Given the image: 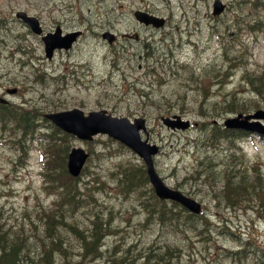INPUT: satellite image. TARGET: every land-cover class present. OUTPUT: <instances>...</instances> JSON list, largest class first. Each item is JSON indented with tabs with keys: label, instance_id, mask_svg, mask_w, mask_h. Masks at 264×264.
I'll return each mask as SVG.
<instances>
[{
	"label": "rangeland",
	"instance_id": "374dc122",
	"mask_svg": "<svg viewBox=\"0 0 264 264\" xmlns=\"http://www.w3.org/2000/svg\"><path fill=\"white\" fill-rule=\"evenodd\" d=\"M225 1L229 7L218 17L212 15L213 0H0V20H6L0 24V94L8 86H19L18 95L6 94V97L15 102L27 100L28 107L39 112L78 106L86 111L106 108L116 115L150 118V139L162 146L155 159L159 173L167 184L204 203V219L207 220L200 224L203 234L190 231L189 237H185L189 241L184 242L186 254L181 258L182 264H264V137L248 132L240 138H222L217 144L208 145L209 138L204 131L208 132L210 125L200 126L212 118L200 114L198 104L201 100L206 103L224 101L225 94L231 92L243 96L248 91L243 84L245 75L264 67V0ZM137 8L153 9V13L166 16L167 25L157 29L140 23L133 15ZM20 9L39 16L47 28L52 27L56 18L66 28L81 25L88 32L74 51L68 55L58 53L49 61L44 55L42 40L28 33V28L16 18V11ZM105 30L119 36L115 44L102 38ZM134 32L139 34V40L128 36ZM21 46L26 49L24 60L33 57V63L20 60L22 54L17 53L20 49L16 48ZM46 65L48 71L57 74V79L49 78L47 73L42 77L38 75ZM190 70L194 71L196 80L200 77L196 85L199 90L194 87L195 79L188 80ZM215 74L219 75L216 78L219 82L213 85ZM178 89L185 95L180 103L175 99ZM147 92L161 97L170 94L172 105L166 101L151 104L144 95ZM205 93L207 97H203ZM160 111L180 113L192 121H199V125L173 132L160 122ZM232 114L234 112H223L214 118L223 121ZM39 121L45 124L42 117ZM50 130L42 127L36 136L29 137L27 153L20 155V158L26 156L23 164L17 161L12 141L0 131V215L6 219L0 218L3 233L16 219L25 223L33 220L30 224L34 232L39 228L40 235L46 233L44 211L57 206L54 202L57 193L48 191H52V185L46 187L48 180L43 178L42 153L46 142L42 134ZM74 145L93 149L80 182L92 184L90 189L95 202L73 209L65 205L70 210L69 216L74 217L71 220L84 222L80 224L83 237L89 238L86 236L90 232L85 230L92 229L91 215L96 216L101 210L103 219H110L109 229L118 232L105 236L106 244L117 245L118 249L128 245L138 248L137 252L144 247L153 248L148 244L155 237L159 239L163 231L179 241L180 235L175 234L177 228L152 222L147 214L144 202L150 209L157 205L151 196L150 183L145 184V190L125 188L128 177L122 175L121 169L142 165L138 154L101 134L91 141L73 137L69 149ZM199 154L225 159L229 168L235 164L234 154L237 168L241 165V169L248 170L251 175H262L263 193L253 197L246 208L219 207L201 180L194 178L198 176L197 169L203 167ZM88 193L87 190L85 196L90 199ZM41 205L45 208L38 207ZM103 219L99 217L98 221ZM55 224L59 230L64 227ZM23 229L29 232L32 225ZM34 232L29 246L39 253L33 258L34 252L27 256L22 249L25 239L19 236L18 230L14 232L21 240L17 242L21 245L20 262L52 264L53 261L43 263L45 249L35 239ZM72 235L76 236L74 231L71 235H61L70 256H60L57 264L66 261L106 263L103 258L94 260L82 256L81 237ZM120 239L128 240L122 243L117 241ZM131 255L132 259L136 258L134 251Z\"/></svg>",
	"mask_w": 264,
	"mask_h": 264
},
{
	"label": "trees",
	"instance_id": "16d2710c",
	"mask_svg": "<svg viewBox=\"0 0 264 264\" xmlns=\"http://www.w3.org/2000/svg\"><path fill=\"white\" fill-rule=\"evenodd\" d=\"M217 73H220V71H217ZM194 74V71L190 70L188 80L191 78L195 79L196 77ZM217 77H219V75L215 74V77H213V85L219 82V80H216ZM195 81L196 84L194 87L199 90L196 85L200 83V77L198 76L197 80L195 79ZM243 84L248 87V91L242 94L243 96L241 97H239L235 92H231L229 94H225L226 96L224 101L218 100L214 103H206L201 100L198 104L201 107L198 108L200 114L205 117H214L220 115L223 112L247 111L253 108L264 106V67L254 73L245 75ZM144 95H147L148 101H150V103L153 105L162 101H166L168 103L173 101V97L168 93L162 97L154 93L149 94L148 92ZM206 95L207 93H205L203 97H207ZM184 98L185 95L181 94V91L178 89L175 93L176 102L180 103L184 100ZM169 108L170 107L162 108L161 110L165 111ZM39 114L40 113H37L35 109L23 108L20 106L17 107L14 104H0L1 127L5 128L11 123L17 131L23 133L22 136L36 131L37 124L35 123V119ZM221 130L222 131H220V127L215 124L210 126L208 132L205 130L204 134L206 138H209V140L212 141L216 138H219V140L222 138H230L229 136H231V132L228 129ZM240 134L242 135L243 133L240 132ZM20 138L22 137H19V141H21ZM61 138L62 144L57 142V135H54L51 143H48L50 155L48 161L46 162V167L49 172L46 174V176L53 184L56 182V186L59 188L58 191L62 201L68 202L70 194L72 192V194L75 193V182H73V177L68 174L66 169L67 145L64 144H66L67 138ZM198 158L201 159L200 162L203 164V167L197 169L198 176H194V178L198 177L199 180H201L208 194L213 196L216 201L222 202L224 199H228V203H230L234 208H239V206H241L240 208H246L250 206V202L253 197L260 196V194L263 193V186L259 179L249 175L247 170H241L239 167L237 168V164H233V167L230 169L229 162L225 159L216 160L215 157H210L207 154H204L203 156H200L199 154ZM123 171L125 172V176L128 177L125 185L126 190L128 189L136 191L139 189L140 185L143 187L148 179L144 166H139L136 169H132L131 167L124 168ZM142 180L143 183H141ZM255 186L257 188H255ZM259 189H261V191ZM154 200L159 204V206H154L151 209L149 207H145L152 222L158 221L161 224H170L172 227L177 228L176 233L181 235H186V233L189 232L187 230L196 231L197 234H203V230L200 228L203 215H195L189 213L188 211L186 212V210L176 202L160 200L157 198H154ZM143 204H145V202ZM57 205L59 206V204ZM61 208L62 206L60 209ZM63 209L64 208L61 210ZM67 211L68 209H66L64 213L57 212L56 214L55 209H50L49 213L46 212V216L49 219L61 220L64 222L66 217L64 214H66ZM99 217L102 218L100 212L96 215V219L92 221L93 230H91V234L95 238V242H97V239H99L100 235L107 232L106 228L108 227V224L103 222V220L102 222L98 221ZM49 219L45 235H40L41 230L38 228V231L35 230V232H37L35 239L38 243H40L41 246H44L46 251L45 254L47 255L52 254L51 248L58 249L60 252H66V247H64V245H66V241L63 239V237H61V235L64 234L63 230H59L58 227L51 223ZM173 219L174 221H172ZM48 239L50 240L49 245L51 248H49V245L46 247V240ZM18 241L21 242V240H19L16 235L6 236L2 229H0V264L16 263L21 259V245H18ZM83 241L85 242V246H88L92 243V241L89 242L86 241V239ZM25 246L26 243L22 245V247L26 249V255L28 256L30 248ZM161 249L162 248L157 249L156 247H147L144 250L146 252L145 260H143L140 264H176V262L172 259L170 249L168 248L165 251ZM33 251L36 252V249H33ZM96 254H100L99 251ZM138 257H133L134 259H132V255L128 254L127 257L125 255L122 257V259L119 258V264H122L125 259L128 261V263L130 261L131 264H135Z\"/></svg>",
	"mask_w": 264,
	"mask_h": 264
},
{
	"label": "water",
	"instance_id": "95a60500",
	"mask_svg": "<svg viewBox=\"0 0 264 264\" xmlns=\"http://www.w3.org/2000/svg\"><path fill=\"white\" fill-rule=\"evenodd\" d=\"M225 5L221 0H215L214 2V14L220 13L224 9ZM18 16L25 19L32 28L38 32L41 28L38 24L36 17L28 15L26 12L19 11ZM137 16L140 20L146 23L152 22L156 26L164 24V18L153 16L145 12H137ZM46 42V50L49 54L55 47L65 46L69 47L73 40V35H67L65 37L60 36L59 30L51 35L44 37ZM4 101V100H3ZM46 116L53 119L57 124L62 126L66 130H70L83 138H91L93 134L97 132H108L112 136L120 139L125 144L131 146L136 150L147 162V171L150 176V180L153 183L156 192L161 197L175 198L185 205H187L192 211L199 212L201 204L195 199L186 197L180 191L171 189L160 178L156 172L153 164L152 154L158 152L159 146L151 144L148 139L143 140L140 135V129L146 130L145 119L142 117H136L132 122L128 117H118L107 113L106 110H93L85 115L83 110L79 108H73L70 110L58 111L53 113H46ZM174 118L163 116V120L169 126L187 128L190 125L189 120H183L180 115H174ZM264 118V109H259L255 113L243 115L239 113L237 116L229 117L225 120V124L229 127H243L250 130H256L264 133V124L259 120L251 121L250 118ZM87 153L82 148H73L69 158V169L77 173L80 171L83 162L85 161Z\"/></svg>",
	"mask_w": 264,
	"mask_h": 264
},
{
	"label": "flooded vegetation",
	"instance_id": "af4514ba",
	"mask_svg": "<svg viewBox=\"0 0 264 264\" xmlns=\"http://www.w3.org/2000/svg\"><path fill=\"white\" fill-rule=\"evenodd\" d=\"M60 23L58 22V21H55L54 22V25L55 26H52L51 28H47V31L49 32V31H52L57 25H59ZM73 29H75V28H72V29H63V32H68L69 30H73ZM83 34H81L80 36H82ZM80 36H79V38H80Z\"/></svg>",
	"mask_w": 264,
	"mask_h": 264
},
{
	"label": "bare ground",
	"instance_id": "6f19581e",
	"mask_svg": "<svg viewBox=\"0 0 264 264\" xmlns=\"http://www.w3.org/2000/svg\"><path fill=\"white\" fill-rule=\"evenodd\" d=\"M255 188H257L256 186H255ZM260 191H261V189H259ZM255 191H257V190H255ZM263 191V190H262ZM259 193H262V192H259ZM258 193V194H259ZM177 208V207H176ZM180 208V207H179ZM172 209H173V207H172ZM174 210V209H173ZM174 214V213H173ZM176 219V218H175ZM172 221H174V219L172 220Z\"/></svg>",
	"mask_w": 264,
	"mask_h": 264
}]
</instances>
